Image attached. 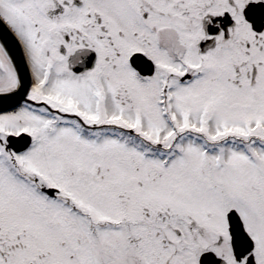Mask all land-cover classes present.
I'll return each instance as SVG.
<instances>
[{"label": "snow or ice", "instance_id": "1", "mask_svg": "<svg viewBox=\"0 0 264 264\" xmlns=\"http://www.w3.org/2000/svg\"><path fill=\"white\" fill-rule=\"evenodd\" d=\"M0 264H264V0H0Z\"/></svg>", "mask_w": 264, "mask_h": 264}]
</instances>
